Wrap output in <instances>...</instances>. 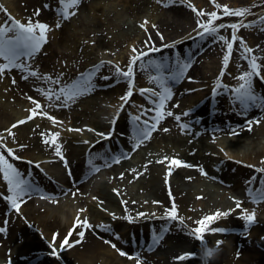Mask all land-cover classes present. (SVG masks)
<instances>
[{
  "label": "bare ground",
  "instance_id": "1",
  "mask_svg": "<svg viewBox=\"0 0 264 264\" xmlns=\"http://www.w3.org/2000/svg\"><path fill=\"white\" fill-rule=\"evenodd\" d=\"M56 1L57 0H6L5 2L12 11H22L23 16L31 20L34 19L40 22H47V20L49 21V19H51L52 10L46 8L45 5H54ZM87 1L89 0H82L81 4L84 6ZM121 1L122 5L116 6L113 5L115 4L114 0H97V5L100 4L98 7L99 9H95L96 15L91 17V21L88 22L96 24L98 43H102V46L106 45L105 48L110 49V51L114 50L113 53L117 51L120 45L124 44L125 40L124 38L115 39L116 36H111L112 38L110 39L112 40L109 39V41H107L104 37L105 33L108 32L113 25H115L117 29L121 24V22L120 24H118V22L126 15L134 16L138 19L139 15L144 11L143 6L148 5L149 2H147V0ZM164 1L165 0H162L161 2V8L168 10L167 7L164 6L166 3ZM106 2H112V6L109 5L111 8L108 7L109 9L105 10ZM141 3L143 5H141ZM248 3L249 1L247 0V4ZM227 4L234 6L239 3L237 0H230ZM124 8L125 10H123ZM37 10L40 11L39 16L35 15ZM73 22L74 21L71 20H69V22L67 21L69 30L65 28V36L59 37L57 32H53L56 41L62 42V40H69L73 44V51L71 50L68 53L59 52L55 46H52L55 55L62 59L63 62L66 61L69 69L67 71V79L63 81V84L59 86V88L80 81L79 79L73 78L72 74L74 71L78 70L82 72L87 70V75L84 77H87L89 73H95L93 79L97 86L94 90L80 96L74 103H71L77 104L87 101L82 97L94 98V107L101 110L103 108L102 102L104 101V97L110 96L112 92V90L109 89L111 87L109 85H113L115 81H120L122 85L119 86L120 89H118V91L122 93H126L128 85H125L126 81H123V77L116 74V67L111 63L104 62L103 67H100L97 71L96 66L101 64V62L98 61L99 51L97 49L89 51V47H86L88 33L86 31H80L83 22ZM122 25L123 27H121L122 29L120 31L125 37L126 33H128L127 28L129 26L124 22H122ZM72 28L74 31H70ZM250 29L248 32H245V29L241 28L237 35L243 38L247 46L255 50V55L264 56V52L257 50V45L264 49V43L255 41L258 31H256L255 26ZM138 32L140 33L139 29L136 33ZM189 35L190 32H187L184 37H188ZM184 37L178 35L176 40ZM89 41L91 42L93 40ZM238 50L240 49L234 45L233 54L229 62V65H237V71L232 81L234 83L233 88L237 87L240 83V81L235 79V77L241 74L238 69L242 71L247 69V61L243 59L242 54L239 55L240 58L236 59ZM146 62V59L139 62L135 66V69H137V71H142L139 64H146ZM126 64H129V61ZM231 67L229 66L227 69L232 70L233 68ZM190 69H192V67ZM102 75L111 76L112 80L104 81L99 79ZM19 78L20 79L16 78L12 80L15 81V83L10 86V93L12 95H14V93L19 94L28 99V97L38 93L35 90L36 88L45 89L44 85L39 86L33 83L31 79L24 80L22 76ZM218 78L220 77L214 76L211 80L217 82ZM155 86L157 87V85ZM193 86L196 85H190L182 80L179 81L178 88L171 87L173 90V97L172 100L167 102L166 110L172 111L174 116L180 115L181 120L176 121L174 117H166L162 120L158 126V130L152 134V137L140 144L139 147H143L147 151V154L141 157L136 164L130 163L126 161V159L124 160V155H128V153L122 150L119 142H117V138L119 137L132 148V151L139 148L134 147L136 140L133 138L135 127L132 125V121L130 122L128 118H123V116H121L117 123L112 125L110 124L109 118L105 115H101L98 119L93 120H86V118L82 116H77L78 118L75 122L79 126V129L87 134V138L81 139L78 133H74V139L83 141L84 143L85 141L88 143L90 142L89 145L91 143H96V145L88 152L85 161H78V158L83 156L82 147L66 144L60 136L58 137L57 144L61 147V153L68 161L71 170V175L68 173L65 177V181H63L65 187L56 185L52 188L48 177L57 180L55 174L50 175V173L41 170V172H39L41 175H39L33 168H22L25 178L32 182L33 190L43 194L44 197H39L37 195H31L30 199L26 197V203L22 204L23 209H21L19 215L15 214L13 210L11 212L9 205L4 199L0 198V227L6 228L5 232H0V259L2 257H13L15 259L14 264H125L126 255H120V251H123V247H121L119 241L123 242L129 237V234L134 233H123L118 231L119 226L124 222L131 223L134 226H147L152 230L150 232L142 231L136 234V236H139V243L143 246V250L140 252L141 257L143 251L147 253L150 244L153 243V236L157 233L164 237V239L157 244L158 246L164 245L165 240H171L177 245H180V251L198 255L199 250L196 244H193L187 237V233L190 229L179 224L177 221H174L173 224L170 225L169 220H161L159 217L164 216L165 210H170L174 202L177 207L178 215L187 221L192 229L198 226L196 224L197 221L223 209L218 201L212 199L211 196L215 194L226 193V191H239L244 193L242 196V198H244V203L250 204L249 201L257 200L259 190L264 188L260 183V180L263 179L264 176L253 171H248L244 166L233 163L230 160L217 163L213 162L212 149L214 148L213 146L217 145L218 147L219 143L229 146L228 143V145L225 144L228 140L226 137L228 133L232 134V130H235L237 134L233 135H241V137L248 139L246 141L240 136L234 139L239 143L233 148V155H235V158L242 159L243 162L256 160L255 157H258L257 159L262 158L264 153L259 151L256 153L247 152V154L245 152L247 150H242V147H245V145H252L254 147V144H257L258 138L264 137V108L251 107L246 114H241L238 112V108L230 110L229 106L221 105L219 102L216 103L218 99L215 97V107L208 113V117L195 118L191 114V110L187 109L183 99L180 97L181 95H187ZM157 89L161 91L158 87ZM255 89L257 94L260 95V90H264V84L258 86L256 82ZM218 91L222 93L223 89H218ZM225 93L233 96L232 92ZM0 98H3V94L0 95ZM6 98L8 99L9 97H4L3 99L6 100ZM204 98L208 99L209 93H204ZM232 100L234 101V99ZM52 101L55 102L56 100L53 98ZM59 103L60 102L57 101V106L54 109L55 114L62 113V110L58 107ZM10 104L11 103L8 104L0 99V135L2 137L4 136L3 142L9 143L10 146H15V153L25 157L27 161H37L41 158L51 157L53 165L59 167L63 161L55 154V145L44 143L45 140L51 141V134L55 133L50 125L51 120L48 119V116L51 115L47 114V110L41 106V109L37 110V114L35 115L39 117V123L31 120L22 125L18 124L15 128H11V124L16 121V111ZM17 105L20 106L19 103H17ZM174 105H178V107ZM235 105H239L236 100ZM200 110L202 109L200 108ZM232 111L235 112L230 113ZM185 112H188L189 115L184 116L183 113ZM31 113L32 112H30V114ZM153 115H155V112ZM249 117H254L256 119L251 125L248 124ZM147 118H150L149 115H147ZM197 121H199V123H197ZM182 123H189V129L182 130L180 128V124ZM85 124H93L94 126L90 128L86 127ZM164 128L169 129V131H163ZM88 129H94L95 131H88ZM110 129L115 133L110 140H103L102 137L97 135V133H108ZM9 130L14 133V136L9 135ZM121 133H123V135H121ZM181 133H186L189 138L187 140L182 139L183 134ZM201 135H209L212 137V144L209 145L211 149H205L206 145L203 147L201 145L202 143L195 140V138ZM97 141H100V143H97ZM105 142H113L111 146L116 149V155H112L106 150ZM20 145H25L26 147L21 149L19 147ZM97 153L107 156L108 163L114 166L113 170H115V173L113 174L111 171L112 174L109 177L110 182L115 185L118 178L127 183H137L134 193H130L126 188L121 186L117 192L119 194L117 195L110 190H97L95 191L96 200H87V198L90 197L97 178L96 173L92 171L93 168L89 167L88 160L93 159L94 155ZM165 157H167L168 160H165L164 163L157 162L164 160ZM75 158L77 159L75 160ZM114 158H120V163H113L112 160ZM171 159H180L185 163L194 165V167L176 168L172 166L171 175H168ZM20 162L22 164H27L22 161ZM95 162L97 163L96 166H105L106 163L105 160L102 159H95ZM200 168H203L207 175L202 174L199 170ZM19 169L21 170V166ZM84 171H86L85 176L83 175ZM121 176H123V178H121ZM166 176L167 183H165ZM189 177L191 179H189ZM253 177L256 179L253 180L252 183H246V181H249ZM76 183L78 184V188L75 186ZM209 185L211 188L206 187ZM169 187L171 188V196L169 195ZM213 187H215V190ZM67 188L73 190L68 192L66 191ZM0 192L9 195L5 188H0ZM73 193L75 195H73ZM75 197L82 198V202H87L83 204L82 209L88 210L95 207L97 209V214H100V216H108L111 221L104 223L88 219L94 228L74 230L73 235L69 237V241L73 246L66 247L65 250L60 253V259L52 258L50 256V247L47 239H52L53 234L58 233V248L59 243L68 235L70 230H73L78 214L80 219L83 220L82 214H80V211L77 212L75 208ZM122 201H127V204L122 203ZM154 201L159 203H154ZM256 203L258 204L260 202ZM261 203L264 205V201H261ZM150 207L155 209V212L158 214L157 217L149 215L151 212ZM139 213H144L145 215L139 216ZM112 214H115V219ZM128 217L131 218V221L127 219ZM6 220L8 221L7 224L4 223ZM255 220L258 224L251 226L248 230L245 229V221L241 218L232 219L234 222L233 225H228L226 223V221L231 222V219L222 222L218 221L216 224L209 225L210 229L219 224V227L229 229V231H231L230 229L233 230L230 236L227 232L222 233V236H228L229 239L228 241H222V243L226 242L224 245L219 244V255L216 254L213 258L215 264H264V252L260 251L258 248L259 243L263 244L264 242V238L259 235V232L264 230V223L258 219ZM101 225L109 226L110 230L105 231L100 227ZM37 226H39L40 229L37 228ZM164 228L169 229V231L164 232ZM79 230L85 231V236L82 240L77 235V231ZM206 232L210 234L209 232L211 231ZM117 237H119V239H117ZM76 241L80 242L76 243ZM105 241H110L111 243H105ZM140 241H143V244ZM112 244H115L116 248H113L111 246ZM176 257H178V250L174 252V254H170V256L165 255L164 262L180 264L178 260L174 259ZM140 263L156 264V261L151 254L145 256V260L142 262L140 261ZM181 263L194 264L191 256ZM134 264H137V258H135Z\"/></svg>",
  "mask_w": 264,
  "mask_h": 264
},
{
  "label": "rangeland",
  "instance_id": "2",
  "mask_svg": "<svg viewBox=\"0 0 264 264\" xmlns=\"http://www.w3.org/2000/svg\"><path fill=\"white\" fill-rule=\"evenodd\" d=\"M5 1L0 0V4H1L0 5V24H3L7 20L8 16H11L14 20H19L22 23L27 24L29 21V18H27L26 16H23L22 11H16V10L12 11V9H10V7L6 5ZM114 1H115V4L113 5H116V6L122 5L121 0L120 1L114 0ZM237 1L239 4L232 6L230 4H227L228 2H230V0H214V3L211 2V0H184L183 4H179V3L173 4L171 0H165L164 2L169 4V6L167 7L168 10H165L164 8L163 9L161 8L162 3H157V0H147L148 5L143 6L144 11L139 15L138 19L137 17L126 15L122 18V20L118 22V24H120V22L121 24L117 29H116V26L113 25V27H111L110 30H108V32L105 33L104 37L106 38L107 41H109L110 38L115 37V36H116L115 39L124 38L125 40L124 44L120 45L117 51L114 53H113L114 50L110 51V49L105 48L106 45L102 46L101 45L102 43H98L97 41L98 35L96 34V29H97L96 24H93V22L88 23L89 21H91V17H94L96 15L95 9H99L98 7L100 6V4L97 5V0H89L85 3L84 6L83 4H80L79 7L75 9L77 14L74 17H72L70 20L74 21L73 23L83 22V25L81 26L82 28L80 29V31L82 32L86 31L88 33L87 35L88 41L93 40L91 42L86 41V44H87L86 47H89V51L93 49H97L99 51V55H98L99 62L103 61V62L111 63L115 67H119L122 71L127 70V67L129 64H126V63L128 61L130 62V58L133 55L132 49L135 47L139 51H145L146 50L145 42L149 39V37H151V44L156 47H161L162 52L151 53L150 57L145 58L146 61L149 58L160 59L162 57H168L170 65L174 64L177 58H179L182 62L183 61L192 62V69L189 68L185 73V77L181 79L180 81L183 80L190 85H196V86H193V88H191L188 94L186 93L187 95H181L180 97L183 99L184 104L187 107V109L191 110V114L193 115V117L207 118L208 113H210L211 109L215 107V103H214L215 97L218 99L216 103L219 102L221 105L229 106L230 110H234L238 108L239 109L238 112L241 113V109L239 108V105L238 106L235 105V99L233 98V96L228 93H225V92H231V88H233L234 86V83L232 81L234 78V74L237 71V65L235 64L228 65V67L232 66L231 67L233 68L232 70L224 69V67L222 68L223 57L225 55V48H226L225 45L223 44V42H220L218 40L213 41L211 37H205L203 40L197 37L196 31H194V29H197V20L199 19L201 22H207L208 16L206 15L204 17H197L195 13L191 10V8L188 7V5L191 4L196 9L202 10L205 13H211L213 11H216L217 14L221 17V19L214 21L213 22L214 26H218L221 23L227 25V24L240 23V22H243L245 24H250V23L254 24L256 31H258L256 33L257 36L255 37V41L258 43H264V32H261L259 30V25L256 24V22L259 21L261 17H264V0H248L249 1L248 4H247V0H237ZM56 4H57V1L56 3H54V5ZM111 4L112 2H106L105 10L111 8L112 6ZM216 4H219L220 8H217L215 6ZM109 5L111 6L109 7ZM141 5L143 4L141 3ZM223 6H228L230 9L247 8L250 10V14L243 16V17L224 16ZM123 10H125V8ZM57 19H58L57 15H55L54 12L52 11L51 19H49V21L47 20V22L46 21L43 22V23L49 24L53 28V30L47 34L48 42L42 47L41 53L37 54L35 61L33 62L31 58H23L26 63L32 64L36 70H38L39 72L45 75H50L54 79L57 78V76H59L60 84L58 85L51 84V83H45L43 81H36L34 78H29L33 81V83L38 84L39 86L44 85L46 90L55 89L56 91L59 90V86L63 84V81L67 79V71L69 69H68L67 62L66 61L63 62L62 59H60L58 56L55 55L54 48L52 46H55V48H57L59 52L68 53L71 50L73 51V44L69 40L68 41L62 40V42H58V40L57 41L55 40V37L53 36L54 31L58 33L59 37H61V36H65L64 35L65 28L67 29L69 28L67 21H65L62 23L61 28L55 29V23ZM32 21L34 23L37 22V20H34V19ZM145 21H148V23L145 25V28H147V31H145L143 28L140 27V25L143 24ZM122 22H124L125 24H128L129 26L127 28L128 33H126L125 37L120 31L122 29L121 27H123ZM153 25L155 27H153ZM138 29L140 33L139 32L136 33ZM249 29L250 28L245 29V32H248ZM70 31H74L73 28L70 29ZM231 31H232L231 29L225 28V29H221L219 34L229 37L231 36ZM157 32L163 35L164 37L163 41L157 35ZM187 32H190V35L188 37H184V35ZM178 35L184 38H180L176 40ZM190 37H195V39H192ZM174 42H179L175 44L174 48H171V49L163 48V44L165 43L172 44ZM237 54L238 55L236 56V59L240 58L239 55L242 54L241 50H238ZM4 62L5 61H3L2 58H0V63H4ZM222 70L225 71V75L221 78L220 73ZM238 71L240 73L242 72V70L240 69H238ZM23 75L25 74L21 73L18 70H12L11 72H6L3 76H0V95L3 94V98L9 97L8 99L6 98V100L3 98H0V99H2L3 102H7L8 104L11 103L10 105L13 106L11 107L16 111V119H15L16 121H14L11 124L10 126L11 128H13L12 127L13 125H18V122L21 120H26V121L34 120L37 123L40 122L39 117H36L35 115L33 116V119L31 120L27 119L30 115H33V113L30 114L31 112L30 110L35 107V105L29 99L24 98L19 94L14 93L15 95L14 96L10 93V86H12L13 84L12 80L16 78L20 79L19 77ZM72 75L74 79L81 80L85 75H87V70L82 71V72H79L77 70V71H74ZM149 75L155 76L157 75V73L152 68H147V70L142 69V71H137V69H135V66H134V78H133V93L134 94L131 97L130 104L125 105V110L120 112L119 117L121 116H123V118L126 117L131 122L130 117L132 115L139 114V107H133L131 106V104H134L136 106H142L145 110L153 107L147 95L141 96L139 94V90L142 88H152L153 90L159 91L157 87L155 86V84L149 83ZM164 75L165 76L169 75V72L165 71ZM214 76H217V77L219 76L220 83L228 86L227 89H223V92L219 96H216L213 94V89L216 87V84H217V82H214L213 80H211V78ZM123 81H125L124 78H123ZM120 83H121L120 81H115V83L111 85V87L109 88L112 90L111 95L104 97V101L102 102L103 108L101 110H98L94 107V103H93L95 100L94 98L82 97L84 100H87V101L80 102L77 104H73L69 102L67 106H63L61 105V103H59L58 107L62 110V113L55 114L54 109L57 106L56 105L57 101L55 102L52 100L49 101L46 97H44L40 93H35L31 97L37 100L40 103V105L43 106L47 110V114L54 117L56 121L62 122V123L53 124V122L51 121L50 125H51L52 130L55 133L59 132L60 133L59 136L64 140L66 144L82 147L83 156H81V158L79 157L78 161H85L88 155V152L96 145V143H91L89 145L90 142L84 143L83 141H77L73 137L74 133H78L81 139L87 138V134L84 131H69V129H79V126L75 122L78 118L77 116H82L86 118V120H93V119H98L101 115H105L109 118V121L111 124V121L114 118H116L117 112L120 109L121 104L123 103L120 98L126 94V93H122L118 91V89H120L119 86L122 85ZM257 84L259 86L260 84H264V83H260L259 81H257ZM125 85H128V83L125 82ZM168 86L172 88H178L179 82L169 81ZM204 93H209L208 99L204 98ZM259 93L260 95H264V90L261 89ZM232 99H234V101ZM17 103H19L20 106L17 105ZM200 108L202 110H200ZM233 112L235 111H232L230 113H233ZM153 113L154 111L149 112L148 113L149 117H151ZM144 119H148L147 116L141 117V121H143ZM255 120L256 119L254 117H249V121L254 122ZM149 121H151L150 118H149ZM132 125L134 124L132 123ZM85 126L91 128V126H94V125L85 124ZM134 127H136V125H134ZM181 134H183L182 139L187 140L189 138V136L186 133H181ZM239 136L241 137V135ZM239 136H235L233 134L228 133V136L226 137L228 138V140L225 144L228 143L229 146H226L221 143H219L218 147L217 145L213 146L214 147L212 149L213 162L217 163L220 161L230 160L233 163H238L244 166L245 168L248 169V171H253V172H256L257 174L264 176V173L256 171V169H264V156L259 159H257L258 157H255L256 160H253V161L243 162L242 159L235 158V155H233L234 153L233 148H235V146L239 144L234 139ZM241 138L246 141L248 140L243 137ZM195 140L202 143L201 145L203 147L206 145L205 149H211L209 146L212 144V141H213L211 136L201 135L200 137L195 138ZM117 142L121 144L122 150L128 153V155L127 154L124 155V160L126 159V161H129L130 163L136 164L137 162H139L141 157L147 154V151L143 147H139L137 148V150L132 151V148L128 144L123 142L119 137L117 138ZM0 143L5 144L7 148L14 149L15 147V146H10L9 143H4L3 141H0ZM106 143L107 142H105V144ZM256 143L257 144H254V147L252 145H245V147H242V150L243 149L247 150L245 151L246 153L247 152L256 153L259 151L264 153V137L258 138ZM112 144L113 142L107 143L108 146L106 147L105 145L106 150L108 148L110 154L116 155V149L111 146ZM170 147H174V146H170ZM4 150L5 149L0 148V151H4ZM15 154L18 155L17 153ZM18 156L22 157V160L15 161V165L18 167V169L21 166V171L23 173H24L22 169L23 167L25 169L33 168V170H35V172L37 173L41 172V170H44L50 173V175L55 174L57 177V180L53 178L51 179V177H48V180H50L49 183L52 186V188H54L56 185H58L59 187L61 186L65 187V184H63V181H65V177L71 171L70 166L67 169L65 168L64 163L60 164L59 167L55 166L52 163L51 157L38 159L37 160L38 162L31 161L32 163L29 164L27 163V160L25 157L21 155H18ZM125 157H128V158H125ZM76 159L77 158H75V160ZM20 161L27 163V164H22ZM36 164H39L40 167L36 168L35 167ZM96 164L97 163L94 160V165ZM249 165H251L252 167H249ZM97 166H100V171L99 172H96L94 170L92 171L95 172L96 174H99L101 179L95 180V185L91 192L92 195L90 194V197L87 198L88 201H93V197L97 198L95 195V191L97 190H102V191L110 190L112 193L117 195L118 190L121 188V186H123L130 193L135 192L137 183H127L124 180H119L118 178L115 182V185H113L110 182V179H109L110 175L112 173L113 174L115 173V170H113L114 166L112 165L110 167L101 166V165H97ZM89 167L91 166L89 165ZM85 172L86 171H84L83 173L84 176H85ZM39 175L41 174L39 173ZM75 186L76 188H78L77 183ZM262 186H264V184H262ZM206 187L211 188L210 185ZM3 188L6 189V186ZM114 189L117 191H114ZM213 189L215 190V187H213ZM72 190L73 189L71 188L66 189V191L68 192H71ZM243 194H244L243 192H239V191L238 192L226 191V193L223 192V193L215 194L211 196L212 199L220 203L221 208H223L220 211L230 212V215L228 217L226 218L222 217L219 220L214 221L212 224H216L218 221L222 222L224 220L231 219V222L226 221V223L228 225H233L234 222L232 221V219H240L242 217L244 212H242L241 209H236L235 200L241 201L242 208L246 210L248 213L255 212V219H258L264 223L263 203L259 201L260 203L257 204L256 203L257 200L249 201L250 204L244 203V198H242ZM32 195L44 197L43 194L35 190H33ZM73 195L75 194L73 193ZM74 202H75V206H76L75 208L77 209V212L83 208V204L87 203V202H82V198H78V197H75ZM21 209H23V205L21 206ZM10 211L12 212V209ZM150 211L151 212L149 215L155 214V216L153 217L158 216V214L155 212V209L153 207H150ZM96 212H97V209L95 207H92L91 209H88L87 211L80 212V214H82L83 216L82 219H84L86 216L87 219H92V220H96L99 222L108 223L111 221V219L108 216H100V214H97ZM173 222L174 221H169V224L171 225L173 224ZM257 224L258 223L256 221L254 224L248 226L247 230L251 226H255ZM183 226L190 229L191 231L190 225L188 224L187 221L184 220ZM214 227H219V224L215 225ZM37 228H39V226H37ZM230 230L233 231L232 229ZM118 231L123 232V233H134V234H129V237L123 242L119 241V243L121 244V247H123V251L126 253L125 264H134L135 258H139V260L142 262L145 260V256L147 255L149 256L151 254L154 260L156 261V264L157 263L170 264V263L164 262L165 255L170 256V254H174V252H176L177 250H178V257L183 254H189L186 251H180L181 250L180 245H177L175 242L171 240H165L164 245H161V246L151 243L150 244L151 247L149 246L147 253L143 251V255L141 257L140 252L141 250H143V246L139 243V236H136V234H139L142 231L150 232L152 230L147 226L145 227L134 226L131 223L124 222L122 223V225L119 226ZM231 231L227 232L229 236L231 235ZM209 233L210 234H208V232L204 233V240H205L204 244L190 237L189 235L187 236L188 240L192 241L193 244H196L197 249L199 250L198 255L197 254L191 255V258L193 259L194 264H215L213 262V258L215 257L216 254L219 255V251H218L219 246L217 245V241L222 242L226 240L228 241L229 239L228 236H225V237L222 236V233H214V232H209ZM259 235L262 238H264V230H261L259 232ZM47 240L49 244L52 241V239H47ZM140 242L143 244V241H140ZM225 243H220V245H224ZM57 245H58V242H57ZM258 248L260 251L264 252V242L263 244L259 243ZM206 249L208 250L215 249V252L212 254L213 256L211 255L212 257L209 255H205ZM129 256L133 257V259H129L128 258ZM181 262H184V261H179L180 264H182ZM8 263L14 264L15 259L13 257H8V258L2 257L0 259V264H8Z\"/></svg>",
  "mask_w": 264,
  "mask_h": 264
},
{
  "label": "snow or ice",
  "instance_id": "3",
  "mask_svg": "<svg viewBox=\"0 0 264 264\" xmlns=\"http://www.w3.org/2000/svg\"><path fill=\"white\" fill-rule=\"evenodd\" d=\"M162 0H157V3H161ZM173 4L179 3L183 4L184 0H171ZM214 3V0H211ZM82 3V0H57L56 5H45L46 8H49L57 15L58 19L55 23V29H59L62 27V23L70 20L77 13L75 9L79 7ZM165 7H168L169 4L165 3ZM217 8H220L219 4L215 5ZM189 8L195 13L197 17L208 16L207 22H201L199 19L197 20V29L196 31L197 37L203 40L205 37H211L213 41H220L226 47V53L223 57V67L227 69L230 58L233 54L234 45L239 48L242 52L243 59L247 61V69L243 70L238 77H235L238 81H240L239 85L235 88L231 89L233 93L234 99L239 103V108L241 109V114H246L247 111L251 107H260L264 108V95H258L255 89V83L259 81L260 83H264V56L255 55V50L249 46H247L246 42L242 37L237 35L238 31L241 28H253L254 24H245L243 22L240 23H232V24H219L218 26H214L213 22L221 19V17L217 14L216 11L211 13H205L202 10L196 9L191 4L188 5ZM71 9V11H70ZM250 14V10L247 8L241 9H230L228 6H223V15L224 16H234V17H243ZM36 16L40 15V11L37 10L35 12ZM148 21H145L140 25L145 31V25ZM259 25V30L264 32V17H261L259 21L256 22ZM153 27H155L153 25ZM229 28L232 30L230 39L224 35L219 34L221 29ZM53 28L43 22H33L29 19L28 23H22L19 20H14L11 16L7 17V20L0 24V58H2L4 63H0V76H3L6 72H11L12 70H18L25 75L22 76V79L28 80L29 78H34L36 81H43L45 83L51 84H60V78H53L50 75H45L38 70H36L32 64H28L25 62L23 58H31L33 62L37 54L41 53L42 47L48 42L47 34L52 31ZM157 35L163 41L164 37L162 34L157 32ZM195 39V37H190ZM179 42H174L172 44L165 43L163 44V48L171 49L175 47V44ZM146 50L139 51L135 47L132 49L133 55L130 58L129 65L126 71H122L119 67H116V74L120 77H123L124 80L128 83V90L126 94L122 96L120 99L122 100V104L120 109L117 112L116 118L111 121L112 125H115L119 119L120 112L125 110V105H129L131 101V97L133 96V78H134V66L138 64V62L144 61L146 57H150L151 53H159L162 52L161 47H156L151 44V37L145 42ZM257 50L264 52V49L260 48L257 45ZM104 62L102 61L100 65L96 66L97 71L100 67H103ZM139 67L141 69L147 70V68H152L155 70L157 75L152 76L149 75V83L157 85L161 91L153 90L152 88H142L139 90V94L141 96L147 95L152 108L145 110L142 106H136L131 104L133 107H139V114L132 115L131 121L136 127L134 128V136L133 138L136 140V144L134 147H139L145 140H148L152 137V134L158 130V126L161 121L166 117H174L176 121L181 120L180 115H175L172 111L166 110L167 102L172 100L173 90L168 86V82H179L181 79L185 77L186 71L192 67V62H182L179 58L176 59L174 64H169L168 57H162L160 59H147L146 64L140 63ZM169 72V75L165 76L164 72ZM95 73H89L87 77H84L82 80L78 82H74L70 85H65L64 87L59 88L58 91L55 89L45 90L44 88H36L35 90L46 97L49 101L53 100V98L60 102L61 105L67 106L69 102H75L80 96L85 95L86 93H90L97 86L94 82ZM225 75V71H221L220 77L222 78ZM99 79L104 81L112 80L111 76L102 75ZM15 83V81H13ZM111 86V85H109ZM228 86L221 84L220 79L218 78L216 87L213 89V94L219 96L221 94L218 89H227ZM28 99L35 105L33 109L30 111L33 115H30L27 119H33V116L37 114V110L41 109L40 103L33 99L32 97H28ZM178 107V105H174ZM155 112V115L150 117L149 119H144L141 121L142 116H147L149 112ZM46 115V113H45ZM184 116H188L189 113H183ZM53 124L62 123L55 120L54 117L48 116ZM26 120H21L18 124L22 125L26 123ZM140 122V123H138ZM199 123V121H197ZM254 123L253 121H248V124L251 125ZM258 123V122H257ZM13 128L17 127V125H13ZM180 128L182 130H188L189 125L187 123L180 124ZM69 131H82L81 129H69ZM88 131H95L94 129H88ZM163 131L167 132L169 129L164 128ZM114 131L110 129L108 133H97L98 136L102 137L103 140H110L114 135ZM232 134H237L235 130H232ZM9 135L14 136L9 130ZM43 135V133H42ZM60 133H52L51 141L45 140L44 143H51L55 145V154L60 157V160L63 161L65 168L69 167L68 161L61 153V147L57 144V140ZM123 135V133H121ZM4 137L0 136V141H3ZM85 143H88L85 141ZM100 143V141H97ZM21 149L26 147L25 145L19 146ZM0 148L5 149L4 151H0V188L6 186V192L9 195H5L4 192H0V198L4 199V201L9 205V207L14 211L15 214H20L21 206L23 203H26L25 198H31L33 192V184L31 181L25 178V174L18 169L15 165V161L22 160V157L15 154V150L12 148H7L5 144L0 143ZM223 151V150H221ZM128 158V157H125ZM95 159L105 160V166H111V163H108V157L97 153L94 155L93 159L88 161V164L93 168L94 171L99 172L100 166L94 165ZM165 160H168L167 157L164 160L157 161L158 163H164ZM113 163H120V158H114L112 160ZM27 163L31 164V161H27ZM172 166L176 168L186 167L192 168L194 165L190 163H185L180 159H171L169 164V172L168 175H171ZM36 168H39L40 165L36 164ZM249 167H252L249 165ZM202 174L207 175L203 168L199 169ZM135 171V170H133ZM256 171L264 173V169H256ZM142 174V173H140ZM69 175L71 173L69 172ZM123 178V176H121ZM189 179H191L189 177ZM256 178L253 177L246 183H252ZM167 176L165 178V183H167ZM261 184H264V179L260 180ZM114 191H117L114 189ZM119 194V193H117ZM169 195L171 196V188L169 187ZM93 199H96L95 197ZM264 200V188L260 189L257 196V202ZM103 203V202H101ZM122 203L127 204V201H122ZM154 203H159L155 202ZM236 209H241L244 214L241 219L245 221V229L247 230L248 226L254 224L255 221V212L248 213L246 210L242 208V202L239 200H235ZM87 211V209H81L80 212ZM106 211V209H105ZM139 216H144V213H139ZM230 212H222L217 211L215 214L210 216H205L203 219L196 222L197 227L191 229L187 233L190 237L200 241L202 244L205 243L204 233L206 231H211L214 233H225L228 232L229 229L223 227H214L209 228L214 221L219 220L222 217H228ZM115 219V214H112ZM155 216V214H153ZM131 221V218L128 217ZM159 219L169 220V221H177L179 224H184V219L178 215L177 207L173 202L171 209H166L165 214ZM5 224L8 223L6 220ZM105 231H109V226L101 225ZM94 226L88 221L87 218L81 220L79 214L77 215L76 222L74 223L73 230H70L68 235L59 243V247L57 248V236L58 233L53 234L52 241L49 244L50 247V256L55 259H60V253L65 250L66 247H72L73 244L70 243L69 237L73 235V231L77 229H93ZM6 228L0 227V232H5ZM164 232L169 231V229L164 228ZM77 235L83 239L85 236V231L79 230L77 231ZM119 239V237H117ZM164 239L163 235L157 233L153 236V244H159ZM80 241H76L79 243ZM105 243H111L110 241H105ZM222 243L221 241H217V245ZM113 248H116L115 244L111 245ZM151 247V246H150ZM211 251L207 253V255H211ZM120 255H126L125 252L120 251ZM192 254H183L174 259L178 261H185L189 259ZM129 259H133V257L129 256ZM137 264H140L139 258H137Z\"/></svg>",
  "mask_w": 264,
  "mask_h": 264
},
{
  "label": "clouds",
  "instance_id": "4",
  "mask_svg": "<svg viewBox=\"0 0 264 264\" xmlns=\"http://www.w3.org/2000/svg\"><path fill=\"white\" fill-rule=\"evenodd\" d=\"M209 251H211V253L213 254V253L215 252V249H211V250L206 249V250H205V255H207V253H208ZM212 254H211V255H212ZM211 255H209V256H211Z\"/></svg>",
  "mask_w": 264,
  "mask_h": 264
}]
</instances>
